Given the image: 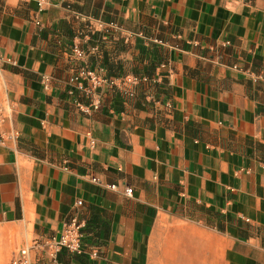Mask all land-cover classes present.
I'll use <instances>...</instances> for the list:
<instances>
[{
    "label": "crops",
    "instance_id": "obj_1",
    "mask_svg": "<svg viewBox=\"0 0 264 264\" xmlns=\"http://www.w3.org/2000/svg\"><path fill=\"white\" fill-rule=\"evenodd\" d=\"M0 98V264H264V0H0Z\"/></svg>",
    "mask_w": 264,
    "mask_h": 264
},
{
    "label": "built area",
    "instance_id": "obj_2",
    "mask_svg": "<svg viewBox=\"0 0 264 264\" xmlns=\"http://www.w3.org/2000/svg\"><path fill=\"white\" fill-rule=\"evenodd\" d=\"M37 23L40 24L39 16L36 15ZM114 27L113 24H110ZM110 30L109 26L106 30ZM74 53L79 56H83L84 52L79 48H74ZM118 81H129L137 83L139 78L137 76H108L105 74V69H82L78 73L72 75L69 79V85L66 90L67 94L74 97L78 101V107L82 112L91 113L93 110L99 109L101 106L100 101V89L106 85H117ZM80 98H86L88 101L82 102ZM7 118L6 108L4 107L0 98V129L3 126ZM1 131V130H0ZM96 180V178H93ZM115 189V184L110 186ZM133 189L131 187L126 188V193L131 194ZM79 205L83 204L82 200L78 201ZM84 232L83 224L78 219L73 218L66 224L62 233L51 240H46L41 244L35 242L34 247L43 245L51 250V255L56 258L60 253H66L70 255H81L84 252ZM97 252H93V256H96ZM9 264H33L29 249L22 248L19 252L12 257Z\"/></svg>",
    "mask_w": 264,
    "mask_h": 264
}]
</instances>
